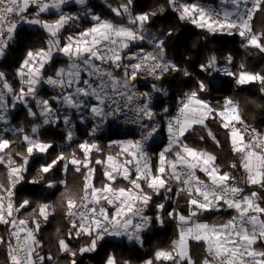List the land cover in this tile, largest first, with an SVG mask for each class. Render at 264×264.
Masks as SVG:
<instances>
[{"label":"snow or ice","instance_id":"obj_1","mask_svg":"<svg viewBox=\"0 0 264 264\" xmlns=\"http://www.w3.org/2000/svg\"><path fill=\"white\" fill-rule=\"evenodd\" d=\"M73 4L78 13L65 11ZM218 5L162 0L137 11L136 0H120L107 4L113 15L105 18L91 10L89 0H0V59L23 25L46 33L43 46L26 50L15 71L18 86L0 71V249L6 264H61L60 257L64 264H79V257L96 253L108 238L143 248L145 234L166 221L173 222L175 238L142 264H264V131L245 120L240 99H209L214 74L241 90L258 86L264 95V70H249L244 61L237 65L231 53L221 64L209 52L198 64L202 75L177 98L175 111H156L155 101L168 95L163 81L173 74L193 76L169 58L176 26L153 30L167 12L204 38L239 36L240 47L253 50L250 55H264V26H255L264 17V0ZM81 20L88 21L86 27ZM57 56L64 58L60 67ZM181 59L191 64L193 56ZM141 82L146 90H140ZM43 86L53 94L42 95ZM243 103L264 108L247 98ZM17 105L30 127L10 126L9 113ZM77 120L88 125V138L77 139ZM118 121L135 126L138 136L102 144L100 133ZM208 121L224 130L235 157L227 170L214 152L187 142L198 126L221 148ZM162 126L167 144L154 161L149 149ZM52 128L63 130L59 145L45 138ZM25 183L59 195L53 201L21 199L18 186ZM58 211L67 227L55 230V253L45 252L42 229ZM223 212L227 218L208 221V214ZM72 241L81 243L74 247ZM194 245L203 250L199 260ZM103 264L131 261L113 250Z\"/></svg>","mask_w":264,"mask_h":264},{"label":"trees","instance_id":"obj_2","mask_svg":"<svg viewBox=\"0 0 264 264\" xmlns=\"http://www.w3.org/2000/svg\"><path fill=\"white\" fill-rule=\"evenodd\" d=\"M108 3L113 5H118L120 0H107ZM98 4L97 0H91L90 3ZM162 2V0H136L137 11L143 9L148 10L155 4ZM211 6H219L218 0H205ZM98 10V9H94ZM96 14L101 15L105 18H111L112 13L109 8H101L96 12ZM49 19L54 18L49 16ZM158 21L153 28L154 31H159L162 28L176 26L175 35L168 42L169 58L175 60L178 64L184 67H188L193 73L192 78H185L182 74H173L169 76L165 81H163L164 88L167 89V96H160L158 100L155 101L156 111H161L163 107L168 106L172 111L175 110L177 98L186 91H189L195 86V79L202 74L199 72L198 64L209 54V52H215L218 54L221 64H223L224 56L231 53L235 58V63L238 65L241 61L247 64L249 70L252 71H262L264 70V55L260 54H249L253 50H245L240 47L241 41L239 36H227V35H215L207 36L195 29L191 25L182 24L177 19L174 13L167 12L164 16L158 17ZM88 22L85 23V26ZM255 26H264V17H259L255 21ZM19 35L17 39L10 45L7 51V55L0 59V71H3L9 82L13 85L18 86V79L15 77V71L19 67V64L23 57L25 56L26 50L29 48H38L43 46L46 40V33L39 27H26L22 26L19 30ZM196 44V47H192ZM186 53H190L193 56L191 64H184L181 57ZM56 67L63 65L59 58H55ZM214 79H212V90L209 99L215 104L217 101H222L225 96H232L238 98L242 101V106L244 109L245 120L259 128L264 130V108L256 107L255 104L243 103L247 98L248 100H253L257 104H264V95H262L258 86L250 85L244 90L237 88L229 78L222 75L214 74ZM140 90H146L148 85L145 82H141L139 85ZM42 95H51L53 91L48 89L46 86L41 88ZM10 126H24L30 127L28 124V118L26 117V112L23 106L17 105L14 110L9 113ZM75 123L78 125L76 128L77 139H86L88 125L80 124L77 121ZM209 127L215 133L219 139L222 147L217 148L215 144L207 137V132L200 129L197 126L195 132H190L187 134V142L190 145L206 148L208 151L214 152L218 157V163L225 167L227 170L228 162L235 159L233 157L228 139L225 135L223 129L219 128L218 124L213 121H208ZM1 127V126H0ZM165 133V132H164ZM117 133L111 132L101 136V143L106 145L111 140L116 139H130L135 134H125L120 137H115ZM166 134V133H165ZM45 138L52 139L56 145L61 143V137L63 136L62 129H48L45 133ZM200 136H204L203 141L200 140ZM166 146V141L163 138L161 141L153 142L150 146V152L153 155V160L155 161L156 153L161 151ZM58 150V149H57ZM33 174L36 165H32ZM239 179L240 173H236ZM70 180L73 177H69ZM19 198L23 199L25 197L31 198L33 201L41 200L47 197L49 201H53L59 195L55 190H45L40 186H33L30 184H23L18 186ZM181 209L184 207L183 201L178 205ZM228 212L208 214L207 219L209 222H216L219 218H227ZM59 227L63 233L66 230V222L63 219V213L58 211L56 217L51 219L50 223L44 226L42 229L41 239L44 241L45 248L44 251L47 252L51 248L52 252L55 253V247H53L56 236L55 230ZM176 228L171 221H166L164 227L153 226L150 232L145 234L144 247L141 248L139 245L131 244L126 239H113L108 238L106 241L102 242L101 248L96 253L85 254L79 257V264H103L105 254L109 251L115 250L118 254L122 256L123 259H128L131 264H142L145 258H150L152 253L157 248L168 247L172 240L175 238ZM74 247H78L81 241H72ZM194 258L199 260L203 256V250L199 246H193ZM61 264H64V258L60 257ZM0 264H6V256L3 249H0Z\"/></svg>","mask_w":264,"mask_h":264},{"label":"built area","instance_id":"obj_3","mask_svg":"<svg viewBox=\"0 0 264 264\" xmlns=\"http://www.w3.org/2000/svg\"><path fill=\"white\" fill-rule=\"evenodd\" d=\"M23 26L30 27L28 25H23ZM160 112L161 111H158V113H160ZM157 119L159 120L160 117L158 116ZM161 124L163 125V121H161ZM0 126L2 127V125H0ZM257 129L260 130L259 128H257ZM260 131H264V130H260ZM111 132H116L117 134H121V135L133 133L136 136H138V131L135 129V126L129 125V124H124V123L119 122V121L112 124V126L110 128L106 127L104 129V131L102 133H100V135H104V134L111 133ZM164 132L165 131H164L163 126H162L160 134L156 137L154 142L161 141V140H163V138L167 142V134H165L166 132L165 133Z\"/></svg>","mask_w":264,"mask_h":264},{"label":"rangeland","instance_id":"obj_4","mask_svg":"<svg viewBox=\"0 0 264 264\" xmlns=\"http://www.w3.org/2000/svg\"><path fill=\"white\" fill-rule=\"evenodd\" d=\"M90 1L91 0H89V6H90V8H91V10L93 11V12H97L98 10H100L101 8H108L107 7V4H108V1L107 0H97L98 1V4H93V2H91L90 3ZM94 1V0H93ZM69 6H72L73 8L72 9H69V7L68 8H66L65 9V11H69V12H72V13H78L79 12V6H77V5H69ZM76 7V8H75ZM94 9H98V10H94ZM86 22H88L87 20H81V22H80V27L82 28V27H86L85 26V23ZM72 30H75V31H78L79 30V28H74V29H72ZM57 58V57H56ZM60 61H62V63H64V60H60ZM47 87V86H46ZM48 88V87H47ZM49 90H50V88H48ZM52 90V89H51ZM53 91V90H52ZM75 122V121H74ZM79 122V121H78ZM120 136H122L121 134H116L115 135V137H120ZM131 139H132V137H131ZM153 143V142H152ZM151 143V144H152Z\"/></svg>","mask_w":264,"mask_h":264},{"label":"crops","instance_id":"obj_5","mask_svg":"<svg viewBox=\"0 0 264 264\" xmlns=\"http://www.w3.org/2000/svg\"><path fill=\"white\" fill-rule=\"evenodd\" d=\"M69 7V9H72L73 7L72 6H68ZM76 8V7H75ZM30 27H34V26H30ZM35 28V27H34ZM57 58H59V60H64V58L62 57V56H57ZM62 66V65H61ZM131 139V138H130ZM166 144H167V142H166ZM216 222H218V221H216Z\"/></svg>","mask_w":264,"mask_h":264}]
</instances>
